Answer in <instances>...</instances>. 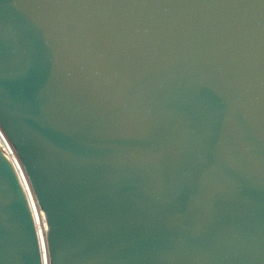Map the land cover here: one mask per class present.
Masks as SVG:
<instances>
[{
  "label": "water",
  "instance_id": "water-1",
  "mask_svg": "<svg viewBox=\"0 0 264 264\" xmlns=\"http://www.w3.org/2000/svg\"><path fill=\"white\" fill-rule=\"evenodd\" d=\"M0 128L49 264H264V0H0ZM0 264H43L1 148Z\"/></svg>",
  "mask_w": 264,
  "mask_h": 264
},
{
  "label": "bare ground",
  "instance_id": "bare-ground-1",
  "mask_svg": "<svg viewBox=\"0 0 264 264\" xmlns=\"http://www.w3.org/2000/svg\"><path fill=\"white\" fill-rule=\"evenodd\" d=\"M0 147L3 148V150L6 153L5 154L6 157L16 167V169L18 170V172L20 173V175L24 181V184H25L27 192H28L29 200H30L31 211H32L33 218H34V223H35L36 230H37L38 236H39L40 246L42 249L43 264H49L48 250H47V246H46L47 228H46L44 213L36 204L35 199L33 197V194L31 192V189L29 187V184L27 182V179L25 177V174L23 172L22 166L19 162V159H18L13 147L11 146L10 142L8 141L7 137L5 136V134L1 128H0Z\"/></svg>",
  "mask_w": 264,
  "mask_h": 264
},
{
  "label": "built area",
  "instance_id": "built-area-1",
  "mask_svg": "<svg viewBox=\"0 0 264 264\" xmlns=\"http://www.w3.org/2000/svg\"><path fill=\"white\" fill-rule=\"evenodd\" d=\"M0 148H1V150L3 151V153L6 154L5 151L3 150V148H2V147H0Z\"/></svg>",
  "mask_w": 264,
  "mask_h": 264
}]
</instances>
